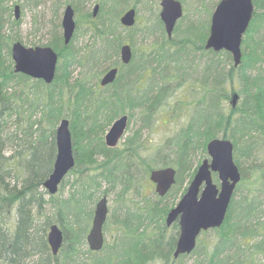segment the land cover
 <instances>
[{
  "label": "trees",
  "instance_id": "obj_1",
  "mask_svg": "<svg viewBox=\"0 0 264 264\" xmlns=\"http://www.w3.org/2000/svg\"><path fill=\"white\" fill-rule=\"evenodd\" d=\"M112 1L100 0L98 12L101 11L95 15L93 11L80 14L67 44L60 23L51 28L47 41L40 43L49 44L58 52L54 79L47 83L14 70L11 44L20 37L6 32L11 6L7 0H0V264H82L85 254L92 251L84 248L92 213L87 206L97 201L98 192L104 194L117 184L121 187L118 196L124 200L135 181L133 163L145 160L141 128L150 127L161 110L171 112L179 105L188 112L189 119L165 139L166 151L158 156L162 166L177 167L174 184L162 196L172 195L185 175L190 181L196 169L190 168L191 159L195 153L204 157L207 141L216 136L227 137L233 143V159L240 171L234 192L245 183L247 171L252 169L240 166L241 155H261L254 165L259 186L248 184V190L239 199L233 194L222 224L201 231L194 249L176 258L172 253L178 237L177 221L172 222L176 231L168 237L160 225L157 231L147 230L159 218L165 226V215L172 203H147L142 210L127 208L117 227L118 241L109 250L103 249V243L93 263L148 264L159 259L163 264H185L183 257L192 253L195 257L189 264H264L255 261V250L250 248L259 233L258 226H250L258 205L264 212V0H253L254 12L242 38L238 65L233 64L229 51L205 48L210 25L206 18L183 16L168 37L161 18L154 14L148 27L157 35L151 43L153 49L139 57L132 52L130 62L121 66L114 81L102 86V72L121 63L118 49L123 40L115 31L120 23L119 13L130 3L136 5L134 0H120L121 7L115 11ZM64 4L65 0H53L55 16H59ZM72 6L76 12L78 6ZM79 20L88 23L90 36L97 40L80 58L73 41ZM11 21L19 22L16 18ZM99 43L102 47L96 48ZM108 59L112 61L107 63ZM103 61L106 67L97 71ZM77 62L89 70L73 78L71 67ZM171 65L175 73L168 70ZM150 75H154V81H150ZM177 77V86L187 85L189 93L176 98L171 105L168 99L175 86L169 82ZM145 88H149L147 92ZM233 92L239 95L235 106L230 104ZM134 110H138L142 120L140 129L121 145H106V127L120 114L127 113L129 119ZM63 117L69 120L75 161L66 174L73 177L71 189L60 198L57 192L44 198L43 193L47 192L42 185L53 167L55 131ZM152 168L153 164L148 162L147 171ZM66 176L59 187L64 186ZM213 179L218 180L214 172ZM256 191L261 196L259 200ZM48 202L49 208L45 206ZM125 215H129L128 219ZM52 223H57L63 232L56 254L47 241ZM209 230L217 236L211 245L202 242L204 246L199 247L201 235ZM129 238L133 242L127 245L124 240Z\"/></svg>",
  "mask_w": 264,
  "mask_h": 264
},
{
  "label": "water",
  "instance_id": "obj_2",
  "mask_svg": "<svg viewBox=\"0 0 264 264\" xmlns=\"http://www.w3.org/2000/svg\"><path fill=\"white\" fill-rule=\"evenodd\" d=\"M159 17L163 21L168 37L183 13L180 0H160ZM95 4L93 14L98 9ZM254 12L253 0H218L210 18L209 33L205 40V48L215 51L225 49L230 52L233 64L241 61V43ZM15 17L19 16V4H14ZM135 7L126 8L119 20L125 26L134 23ZM63 41L67 44L72 38L76 27L74 9L70 3L63 8L61 18ZM120 58L127 63L132 56L129 43L120 46ZM11 57L14 70L33 78H41L49 83L54 79L58 52L49 44L26 45L20 40L11 44ZM117 67H111L100 77V84L113 81ZM238 93L233 92L230 104L235 106ZM128 124V114L117 116L104 134V142L114 147L125 133ZM56 156L52 170L44 179L43 185L49 193H55L60 182L74 165L72 138L69 120L61 118L55 131ZM208 156L198 164L186 190L173 207L165 215V223L170 225L177 220L179 234L175 242L173 257L191 252L202 230L218 227L225 219L227 209L236 184L240 180V171L233 159V143L227 137L216 136L206 143ZM212 172H216L219 184L213 180ZM149 178L155 184V191L164 195L174 184L176 168L172 165L152 168ZM108 213V200L104 194L97 199L94 206L91 226L86 234L90 250L101 249L104 243L103 224ZM47 241L53 254H56L63 241V232L57 223H52L47 231ZM84 264H94L87 261Z\"/></svg>",
  "mask_w": 264,
  "mask_h": 264
},
{
  "label": "rangeland",
  "instance_id": "obj_3",
  "mask_svg": "<svg viewBox=\"0 0 264 264\" xmlns=\"http://www.w3.org/2000/svg\"><path fill=\"white\" fill-rule=\"evenodd\" d=\"M9 5L11 6V15L9 20H6L5 22V27H6V32L10 34H17L20 37V41L26 45H29V43L33 42L35 44H40V43H45L47 39L50 36V30L51 28L56 24L60 23V29L62 30L61 26V18L63 14V8L64 5L60 9V14L59 16H55L54 11H53V0H7ZM136 3L135 8H136V16H135V21L132 25L130 26H124L121 23H118L116 26L117 28L115 29L116 33H119L122 36V43L123 42H128L131 45L132 52L134 53L135 57H139L143 54L145 51H151L153 48V44H151L154 39L156 38V33L155 30L149 31L150 25L153 22L154 19V14L159 15V10H160V0H134ZM182 3L183 7V13L181 17H187L188 19H196V20H202L206 18L207 22L210 21L211 13L215 7V3L217 0H180ZM100 0H65V3H70L71 5H77L78 9L75 12L74 11V19L76 22V18L80 14H82L85 11H93L94 6L96 3L99 4L100 8ZM19 4V16L16 18L15 13H14V4ZM131 4V3H130ZM130 4H128V7H131ZM120 0H113L112 1V7L113 9L119 10L120 6ZM126 7V8H128ZM74 8V7H73ZM124 8L119 15L126 9ZM101 10H99L100 12ZM98 9L96 13H99ZM101 16H105L103 12L100 14ZM118 15V16H119ZM179 17V18H181ZM12 18H16L19 20L17 24L12 23ZM82 20V15L80 17ZM185 20H188L184 18ZM78 30L76 35L74 36V46L77 49V57L80 58L81 55L84 53H87V49L91 47L93 44L97 42V40H94L89 32L90 29L87 26L88 23L85 21H78ZM119 22V20H118ZM57 27V26H56ZM91 33V32H90ZM130 36L131 39H128L127 37ZM125 37V38H124ZM124 38V39H123ZM101 45L99 43V46L96 48H99ZM102 47V46H101ZM119 50V49H118ZM113 59V58H112ZM112 59H108L106 62L109 63L112 61ZM105 61H103L101 67H97V71H102L106 66L104 64ZM75 64V63H74ZM89 70L87 67H83L79 62H77L74 66L71 67V75L73 78L79 77L81 75H84V72ZM151 70V68H150ZM170 71H173L175 73L174 67L171 65L169 67ZM152 71V70H151ZM103 73V72H102ZM148 74L149 72L146 71ZM152 73V72H151ZM155 76H158L157 72H154ZM154 75H150L151 80L154 81ZM91 80L95 81V78H92ZM180 79L174 78V80H170V84H173L172 86H175L174 90H171V95L169 96L168 102L171 104V102H174L176 98H183L185 96V93H189V89L186 88L187 85L184 86L183 84L181 86H177V83H179ZM149 88H145V92L148 91ZM156 90V86L153 88V92ZM152 92V93H153ZM195 92L192 94L193 96ZM189 95V94H188ZM172 105V104H171ZM174 107V106H173ZM178 108H174L173 111H164L161 110L159 112V115L156 117V119L152 120L150 122V127H144L141 128V139H142V145H141V150H142V157L145 159V163L142 162H134L132 169L135 172V181H133V185L131 188L126 192L124 195V200L118 196V190L120 185L117 184L114 186L112 189L104 193L107 196L108 200V214L106 221L103 225V233H104V250L110 248L117 240L118 234L120 232L118 231L119 229L117 228L120 225L119 220L122 218L124 211L129 208V209H141L143 204H151V203H160L163 204L164 202H169V204L172 203V206L176 204V202L179 200L180 196L183 194L181 191L187 187L188 185V178L187 175L183 178L181 181V184H179L176 188V190L173 192L172 195H167V196H160L156 191H155V184L152 180L149 178V171L146 169V165L148 162L153 164V168L156 167H161L162 165L159 163V157L160 154H163L166 151V147H164V142L165 139L168 136L173 135L176 131L180 129L181 126H183L187 121H188V112L182 108V105L177 106ZM112 123V122H111ZM142 124V120L139 117L138 110H134L131 114V117L128 119V124L127 128L125 130V133L117 143V145H121L123 143V140L126 139L127 136H130L134 133L136 129H140ZM106 127L105 132L109 128ZM104 132V134H105ZM103 134V137H104ZM208 156V153L205 152L204 157L200 155L199 153L196 154L195 156L191 159L193 162L191 164L190 168H194L198 166V164L201 162V160L205 157ZM262 158L261 155L258 154L255 158H250L246 156H242L239 158L240 160V166L244 167H250L252 169H249L247 171L246 177L244 179L243 185L239 186V189L236 192H233L234 198L239 199L240 196H242L249 188L247 186L248 184H251L254 186V188L258 187V180L256 179V175L254 173V165L256 164L255 161H260ZM156 160V161H155ZM172 165V164H169ZM175 168L176 165H172ZM135 167V168H134ZM252 170V171H251ZM73 180L72 175H68L65 178L64 181V186L58 187L56 196L59 198L62 196H66L67 193L71 189V181ZM215 181V180H214ZM219 179L215 181L217 184H219ZM62 182V181H61ZM60 182V183H61ZM60 185V184H59ZM70 186V187H69ZM103 188V187H102ZM121 188V187H120ZM42 190L46 191L47 193H43L44 198H49V195L52 193H49L48 190L45 188L44 185H42ZM186 190V189H185ZM54 194V193H53ZM102 191L98 192V196L101 197ZM257 193V191L255 192ZM96 197L97 199L99 197ZM174 196V197H173ZM261 198L260 194L258 195L259 200ZM174 199L173 201H171ZM96 201V199H95ZM95 201L93 203H89L87 206L88 208L92 209V213L90 216V221H89V226L86 231L88 232L90 226H91V220H92V215H93V208L95 206ZM49 202L45 205L47 208H49ZM116 207V209H114ZM258 210H257V215H255L252 220H251V225L253 228H256L257 226L259 227L258 235L254 237L253 239V246H251V249L255 250V261H260L264 262V212L262 210V207L258 205ZM170 208V207H169ZM114 209L115 213L112 212ZM134 209V210H135ZM113 214V215H112ZM129 216V215H127ZM125 215V218L127 217ZM128 219V217H127ZM159 222V223H158ZM157 223H151L148 227L147 230L148 232L153 230L157 231L159 228L158 226L160 225L163 227V231L166 233V237H168L169 233L174 230L173 223L170 225L165 224V226H162V220L161 218L158 219ZM164 222V220H163ZM158 225V226H157ZM238 230V229H237ZM179 232V228H178ZM217 236V233L214 231H207L206 233L202 234V241L199 245L203 243H206V245H211L213 238ZM133 242L132 239H126L124 240V243L127 245H130ZM203 242V243H202ZM124 244V245H125ZM247 244V243H245ZM250 244H252L250 242ZM204 244L202 245V247ZM87 240L85 242L84 248H87ZM198 247V248H199ZM248 248V249H250ZM200 249V248H199ZM99 251H91L83 257L84 262H94V255L95 253L100 252ZM87 255V256H86ZM195 255L192 253L188 256L183 257V262L185 264H189L192 262L193 258ZM254 262V261H253ZM148 264H163V262L159 259H155L152 262H149Z\"/></svg>",
  "mask_w": 264,
  "mask_h": 264
},
{
  "label": "flooded vegetation",
  "instance_id": "obj_4",
  "mask_svg": "<svg viewBox=\"0 0 264 264\" xmlns=\"http://www.w3.org/2000/svg\"><path fill=\"white\" fill-rule=\"evenodd\" d=\"M119 48H120V47H119ZM119 53H120V52H119ZM120 61H121L120 64H117V65H111V66H109L106 70H108V69L111 68V67L116 66V67H117V74H118V72H119L121 66H122L123 64H128V63L130 62V60H129L127 63L122 62V60H120ZM106 70H105V71H106ZM105 71H104V72H105ZM104 72H103V73H104ZM103 73H102V74H103ZM102 74H101V75H102ZM117 74H116V75H117ZM100 77H101V76H100ZM115 77H116V76H115ZM114 79H115V78H114ZM114 79H113V81H114ZM99 80H100V78H99ZM113 81H111V82H109V83H106V84H104V85H102V84H101V85H102V86H108V85L111 84Z\"/></svg>",
  "mask_w": 264,
  "mask_h": 264
}]
</instances>
